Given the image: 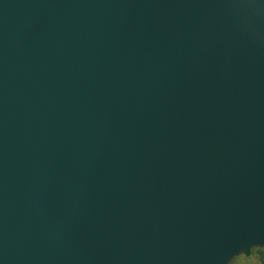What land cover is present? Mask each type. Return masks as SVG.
I'll list each match as a JSON object with an SVG mask.
<instances>
[{
	"label": "water",
	"instance_id": "1",
	"mask_svg": "<svg viewBox=\"0 0 264 264\" xmlns=\"http://www.w3.org/2000/svg\"><path fill=\"white\" fill-rule=\"evenodd\" d=\"M260 247L264 0H0V264Z\"/></svg>",
	"mask_w": 264,
	"mask_h": 264
},
{
	"label": "rangeland",
	"instance_id": "2",
	"mask_svg": "<svg viewBox=\"0 0 264 264\" xmlns=\"http://www.w3.org/2000/svg\"><path fill=\"white\" fill-rule=\"evenodd\" d=\"M230 264H264V247L253 248L237 255Z\"/></svg>",
	"mask_w": 264,
	"mask_h": 264
}]
</instances>
